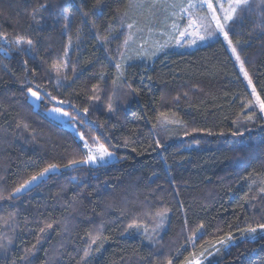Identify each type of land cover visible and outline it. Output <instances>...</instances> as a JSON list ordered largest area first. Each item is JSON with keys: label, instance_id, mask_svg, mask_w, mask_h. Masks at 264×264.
Returning <instances> with one entry per match:
<instances>
[{"label": "trees", "instance_id": "trees-1", "mask_svg": "<svg viewBox=\"0 0 264 264\" xmlns=\"http://www.w3.org/2000/svg\"><path fill=\"white\" fill-rule=\"evenodd\" d=\"M131 6L0 0V264H189L228 238L215 264H264V116L249 83L221 37L120 77ZM228 33L264 100V0ZM85 143L119 159L86 165Z\"/></svg>", "mask_w": 264, "mask_h": 264}, {"label": "rangeland", "instance_id": "rangeland-1", "mask_svg": "<svg viewBox=\"0 0 264 264\" xmlns=\"http://www.w3.org/2000/svg\"><path fill=\"white\" fill-rule=\"evenodd\" d=\"M191 2L196 5L195 8L189 9V11L193 13V18L208 17L210 20L211 11L207 8L206 4L201 5L199 3V0H191ZM212 3L214 7H216L217 15H219L221 19H223V12L221 11L220 5L223 4V7L227 8L228 0H212ZM188 4L189 0H132L131 12L133 16L131 15V17L129 18L128 25L131 24L133 27L131 29L128 27L129 31L125 40L127 41V43H124L122 56L117 67L118 75L120 77L126 65L130 63L137 62L142 64L143 66H150L153 64L156 58L163 54L172 51H190L206 44L207 42L213 40L215 37L223 38V34L219 33L218 31L212 37L204 40H197L196 43H191L192 37L187 34L184 37H181L180 32L185 31L188 25V16L187 13H181L180 8L182 6H187ZM173 13H176V15H173ZM232 21L233 20L229 21L228 25L226 26V31H228ZM211 23L212 27L214 28L215 22L211 21ZM174 24L176 26L175 28L173 27ZM189 31H191V29H189ZM201 34L204 33L202 32ZM225 42L228 45L227 41ZM229 50L237 63L241 75L249 83V77H245L246 71L244 67H241V61H237L236 56L232 53L230 47ZM249 85L252 92L253 86L252 84ZM32 91L37 92L35 90ZM253 96L255 100V106L264 116V112L260 110V105L256 100V96H258V94L256 93ZM29 99L36 107H38L42 101V96L40 95V93H38V97H34L31 95V92H29ZM57 109H60V111H56ZM47 115L52 119L58 121L65 127L74 131L76 125L73 117L62 108L56 106L51 107L47 110ZM97 148L98 146L92 147L89 145L86 148L84 144V149L87 153V157L89 155V149H91L92 154L96 156L95 161H87L86 159V161L84 162L86 165H104L116 162L119 159L116 153L109 150L108 151L111 153V155L105 156L103 159H101L98 152L96 151ZM55 169H52L48 173H45L43 177L32 181L18 193H21L32 187ZM159 229H161V226L159 227ZM260 230L262 231L263 229ZM258 232L260 231H249L247 237L253 239L258 235ZM233 242L234 240L232 238H228L226 241L213 247L212 251L209 254H204L194 259L189 264H215L221 252L223 250H226L227 247Z\"/></svg>", "mask_w": 264, "mask_h": 264}, {"label": "snow or ice", "instance_id": "snow-or-ice-1", "mask_svg": "<svg viewBox=\"0 0 264 264\" xmlns=\"http://www.w3.org/2000/svg\"><path fill=\"white\" fill-rule=\"evenodd\" d=\"M199 3L201 5H207V8L211 11V17L210 20L208 17H199V18H193V13L189 11V9L195 8L196 5L189 0V4L187 6H182L180 8L181 13H187L188 16V25L185 29V31L180 32V36L184 37L186 34L192 37L191 43H196L197 40H204L207 38L212 37L217 31L221 34H223V38L225 41H227L228 46L231 48L232 53L236 56L237 61H240V56L237 53L236 47L233 45L232 40L229 38V33L226 31V26L228 25L229 21L233 20L234 14L237 12V9L240 8L242 5H247L249 3V0H228V7L224 8L223 4L220 5L221 11L223 12V19L219 15H217L216 7H214L212 0H199ZM36 11V10H34ZM86 15V14H85ZM173 15H176V13H173ZM207 21V22H206ZM211 21L215 22V27H212ZM128 27L131 29L133 26L130 24ZM175 28V24L173 25ZM191 29V31H189ZM204 34H201V33ZM3 35V34H0ZM20 39L17 38V42H20ZM179 42V41H177ZM27 43L29 45L32 44L31 40H28ZM127 43V41H125ZM241 67L243 68V62L241 61ZM53 68L57 73L60 72V68L56 65H53ZM245 77L248 78V74L245 72ZM249 84H251V79L248 78ZM29 92H31V95L34 97H38V93L32 91L29 89ZM253 95L256 94L255 88L252 89ZM55 99V97H53ZM257 103L260 105V110L264 112V100H261L259 96H256ZM56 111H60V109H57ZM87 111V109H85ZM187 134V133H185ZM158 143V142H157ZM85 147L87 148L88 145L85 143ZM101 159H103L105 156H110L111 153L107 150V148L104 147L103 144H99L98 148L96 149ZM96 156L92 154V150L89 149V155L87 157V161H95ZM70 163H75V161H70ZM58 167L55 164L48 165L47 168L42 169L40 172L34 174L32 177H30L29 180H26L23 184H21L18 188L14 189V192H19L21 189H23L26 185H29L32 181L37 180L38 178H41L45 175V173H48L50 170L55 169ZM264 191V189H262ZM0 199H3L2 196H0ZM50 227V225H49ZM258 227L264 228V225H259ZM250 231H255L256 229L250 228ZM95 237L93 238V242H95ZM88 253L85 252V255Z\"/></svg>", "mask_w": 264, "mask_h": 264}]
</instances>
